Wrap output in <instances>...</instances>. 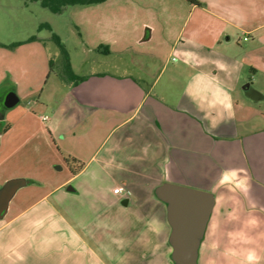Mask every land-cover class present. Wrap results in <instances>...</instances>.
<instances>
[{
    "label": "crops",
    "instance_id": "1",
    "mask_svg": "<svg viewBox=\"0 0 264 264\" xmlns=\"http://www.w3.org/2000/svg\"><path fill=\"white\" fill-rule=\"evenodd\" d=\"M122 2L121 15L77 24L94 60L77 73L69 51L83 78L64 81L81 134L110 131L87 159L62 151L81 169L66 158L53 185L15 192L0 264H175L164 182L215 194L199 264H264V0ZM8 161L0 189L26 179Z\"/></svg>",
    "mask_w": 264,
    "mask_h": 264
},
{
    "label": "rangeland",
    "instance_id": "2",
    "mask_svg": "<svg viewBox=\"0 0 264 264\" xmlns=\"http://www.w3.org/2000/svg\"><path fill=\"white\" fill-rule=\"evenodd\" d=\"M48 1L61 10L54 12L42 0H0V159L7 157L8 164L27 180H45L51 186L66 174L60 168L68 156L62 151L73 149L87 159L110 131L109 126L102 125L93 137L87 132L81 134L80 121L86 118L64 96L66 62L52 36H60L71 53L74 70L82 73L94 56L84 54L77 24L81 25L84 19L121 15L124 4L123 0H110L103 7L94 8ZM87 26L91 30L92 23L87 22ZM33 36L36 39L28 41ZM15 42L22 43L10 46ZM10 93L19 99L12 107L5 104ZM56 98H61L58 105ZM45 116L49 119H43ZM105 119L101 116L102 122ZM101 151L99 158L104 152ZM242 222L246 220L235 216L228 219L233 225Z\"/></svg>",
    "mask_w": 264,
    "mask_h": 264
},
{
    "label": "water",
    "instance_id": "3",
    "mask_svg": "<svg viewBox=\"0 0 264 264\" xmlns=\"http://www.w3.org/2000/svg\"><path fill=\"white\" fill-rule=\"evenodd\" d=\"M6 106H14L19 99L10 93ZM2 105L0 102V114ZM29 180L11 179L0 189V217L7 211L15 192ZM156 196L167 206V219L171 225L169 242L175 264H199V255L209 220L215 206V194L211 191L164 182L156 187ZM127 200L124 201L127 204Z\"/></svg>",
    "mask_w": 264,
    "mask_h": 264
},
{
    "label": "trees",
    "instance_id": "4",
    "mask_svg": "<svg viewBox=\"0 0 264 264\" xmlns=\"http://www.w3.org/2000/svg\"><path fill=\"white\" fill-rule=\"evenodd\" d=\"M105 0H61V4L64 5V6H67V5H70V6H75V5H89V4H97V3H101ZM191 2H194V3H198V0H189ZM42 4L45 6V7H50L51 10H53L54 12H59L61 9L60 7H57V6H52L48 0H42ZM48 28L51 29L50 25H46ZM53 40L56 42V44L58 45V47L60 48L61 50V53L63 54V56L65 57V67H66V70H65V76L63 78H65L64 80H72V81H76L78 79H82L83 77L82 76H78L73 68H72V65H71V61H70V55H69V52L65 46V44L61 41V38L58 34H53ZM33 39H36L35 36L33 37H30V39H28V41L30 40H33ZM22 42H15L13 44H11L10 46H15V45H19L21 44ZM105 49L107 48V46H104ZM108 49V48H107ZM108 51V50H107ZM52 65H53V60L50 59V67L52 68ZM68 161H72L73 163H77V167L75 169V171L81 169L83 167V164L82 162H80L78 159H76L75 157H72V156H68Z\"/></svg>",
    "mask_w": 264,
    "mask_h": 264
},
{
    "label": "built area",
    "instance_id": "5",
    "mask_svg": "<svg viewBox=\"0 0 264 264\" xmlns=\"http://www.w3.org/2000/svg\"><path fill=\"white\" fill-rule=\"evenodd\" d=\"M43 119H48L47 116L43 117ZM115 192L117 193H123L125 191V189L122 186H118L114 189Z\"/></svg>",
    "mask_w": 264,
    "mask_h": 264
},
{
    "label": "clouds",
    "instance_id": "6",
    "mask_svg": "<svg viewBox=\"0 0 264 264\" xmlns=\"http://www.w3.org/2000/svg\"><path fill=\"white\" fill-rule=\"evenodd\" d=\"M252 258H253V259H255V257H254V256H253Z\"/></svg>",
    "mask_w": 264,
    "mask_h": 264
}]
</instances>
